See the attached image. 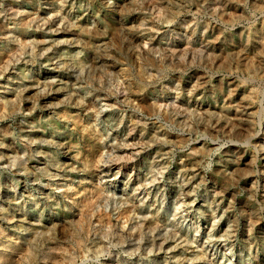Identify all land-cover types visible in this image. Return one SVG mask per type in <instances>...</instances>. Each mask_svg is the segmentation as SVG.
Wrapping results in <instances>:
<instances>
[{"label": "rangeland", "instance_id": "1", "mask_svg": "<svg viewBox=\"0 0 264 264\" xmlns=\"http://www.w3.org/2000/svg\"><path fill=\"white\" fill-rule=\"evenodd\" d=\"M260 149L264 0H0V264H264Z\"/></svg>", "mask_w": 264, "mask_h": 264}, {"label": "bare ground", "instance_id": "2", "mask_svg": "<svg viewBox=\"0 0 264 264\" xmlns=\"http://www.w3.org/2000/svg\"><path fill=\"white\" fill-rule=\"evenodd\" d=\"M25 147V146H24ZM27 150V149H26ZM25 151V150H24ZM260 151L261 152H264V149L262 150V149H260ZM23 156H24V153L22 154V155H20V156H16V158H14V162H16V163H19L20 161H22V159H23ZM126 165H128V164H126ZM153 182H154V180H153ZM187 212H183L182 214H186Z\"/></svg>", "mask_w": 264, "mask_h": 264}]
</instances>
